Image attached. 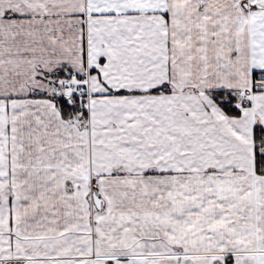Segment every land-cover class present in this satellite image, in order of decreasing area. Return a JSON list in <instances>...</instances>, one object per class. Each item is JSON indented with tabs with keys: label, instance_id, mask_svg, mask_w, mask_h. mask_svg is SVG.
Masks as SVG:
<instances>
[{
	"label": "snow or ice",
	"instance_id": "1",
	"mask_svg": "<svg viewBox=\"0 0 264 264\" xmlns=\"http://www.w3.org/2000/svg\"><path fill=\"white\" fill-rule=\"evenodd\" d=\"M0 264H264V0H0Z\"/></svg>",
	"mask_w": 264,
	"mask_h": 264
}]
</instances>
